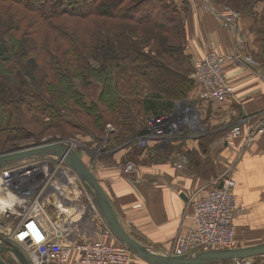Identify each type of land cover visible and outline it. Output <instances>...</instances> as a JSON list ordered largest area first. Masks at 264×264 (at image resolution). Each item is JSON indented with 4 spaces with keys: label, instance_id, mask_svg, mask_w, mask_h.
Returning a JSON list of instances; mask_svg holds the SVG:
<instances>
[{
    "label": "crops",
    "instance_id": "crops-1",
    "mask_svg": "<svg viewBox=\"0 0 264 264\" xmlns=\"http://www.w3.org/2000/svg\"><path fill=\"white\" fill-rule=\"evenodd\" d=\"M206 1L173 0L179 6L186 2L183 27L190 62L202 59L209 50L221 55H233L235 51L233 32L222 28L215 15L203 8ZM263 8L264 3L257 2L252 13H244L236 23L237 37L243 41L241 58L255 60L260 51L254 30ZM223 69L233 88L226 102L199 101L194 82L185 100L171 106L161 100L164 115L178 109L181 115L173 113L175 117L192 119L174 138V148L180 145L184 150L176 157L169 153L172 145L163 148L151 140L143 153L132 154L134 157L126 163L124 149L108 151L94 161L89 155L84 157L83 163L91 169L122 228L157 254L169 255L175 241L191 232L189 198L205 194L223 173L235 182L234 195L240 209L232 224L235 240L241 248L264 245V133L249 144L242 137L217 145L231 128L253 126L256 117L264 113V68L257 61L255 65L227 62ZM201 144L207 149L205 155L200 152ZM192 150H196L199 162L177 168L180 156ZM128 164L133 166L130 173L125 172ZM20 194L0 187V236L7 240L13 237L12 243L22 253L30 238L38 235H57L63 245L77 246L82 241L96 240L107 226L91 199L81 198L82 194L56 197L43 186L29 198ZM119 242L115 235L104 241L108 245ZM78 258L79 253L73 251L71 264H78ZM133 263L149 264L135 254Z\"/></svg>",
    "mask_w": 264,
    "mask_h": 264
},
{
    "label": "trees",
    "instance_id": "trees-1",
    "mask_svg": "<svg viewBox=\"0 0 264 264\" xmlns=\"http://www.w3.org/2000/svg\"><path fill=\"white\" fill-rule=\"evenodd\" d=\"M260 1L264 2L209 0L214 7L223 5L241 15L252 13ZM185 4L179 6L173 0H0V114H8L0 138L18 140L22 128L33 122L44 131L58 130L68 124L63 114L72 108L94 118L93 127L102 133L99 108L103 107L117 129L106 148L127 150L124 163L143 153L146 147L134 144L136 137L147 134L143 120L163 116L161 100L171 106L185 100L193 88L188 78L190 57L184 48ZM73 20L81 31L86 29V37L69 26ZM256 22L260 51L254 61L264 68V8ZM142 27L150 33L137 36ZM54 37L63 40L59 46L64 52L50 51ZM146 43L151 44L150 51L140 48ZM161 55L177 64L178 70L157 61ZM139 80L148 88L141 87ZM78 83L83 89L100 86L94 102L86 100ZM30 112L38 119L29 118ZM199 148L207 154L206 147ZM195 155L196 150L184 154L187 164L199 162Z\"/></svg>",
    "mask_w": 264,
    "mask_h": 264
},
{
    "label": "built area",
    "instance_id": "built-area-1",
    "mask_svg": "<svg viewBox=\"0 0 264 264\" xmlns=\"http://www.w3.org/2000/svg\"><path fill=\"white\" fill-rule=\"evenodd\" d=\"M203 8L215 15L222 28L233 32L235 36V51L233 55H221L214 50L206 51L202 59L194 61L190 79L198 87L199 101L222 104L233 95V88L228 83L223 65L227 62L255 65L256 62L250 57L241 58L240 55L243 41L237 37L236 23L240 19L241 14L227 7L214 8L211 4H205ZM256 119L257 121L253 126L247 124L243 130L239 127L231 128L217 145L242 137L247 141V144L251 143L256 135L264 133V113L256 117ZM188 121H192V119L178 117L176 119V117L167 115L152 117L145 124L147 134L140 138L139 145L145 148L149 140L162 143L161 141L168 140L169 138L167 137L172 135V133H177L179 127L183 128V126H186ZM192 123L195 122L193 121ZM58 145L61 144L59 143ZM70 150L68 149V151ZM46 158L56 159L49 156ZM46 158L32 159L1 169L0 187L8 193L19 192L23 197H31L38 188L39 183L45 180L48 170L45 166L43 167V165L38 163H27L33 160L44 161ZM184 164H186L185 158L181 159L180 163L177 164V168H182ZM68 169L65 168V183L71 186V189L76 188L77 190L74 192H78L81 195L78 184L75 183L78 181L77 177L71 172L70 168ZM132 171L133 166L128 164L125 172L130 173ZM31 174L33 175L30 176ZM58 176H60V173H58ZM71 177H74V181L70 180ZM53 183L57 186H54ZM57 183L55 180L52 182L46 181L45 185L42 186L47 189L50 195L66 197L67 195L61 188V184ZM36 185V189H33ZM219 185H221L220 189L218 188ZM234 188L235 182L233 179L223 173L215 180L213 186L205 191V194L198 195L197 193L189 198L190 205L188 206L192 210L193 229L188 235L179 237L175 241L172 251L167 256L193 257L196 254L211 250H235L241 248L235 240L232 226L235 217L240 212L234 195ZM33 190L35 191L32 193ZM71 196H74V194ZM88 197L91 199L90 196ZM91 205L94 207L93 203ZM113 236V232L106 226L96 240H89L84 243L82 241L81 244L73 246L63 245L57 235L49 237H40L38 235L30 238V244L24 248L23 254L31 264H71L70 260L73 251L79 253L78 264H134V253L124 244L121 242L116 245L104 243L105 240ZM8 240L14 242L13 237L8 238ZM249 260L231 261L230 263L249 264Z\"/></svg>",
    "mask_w": 264,
    "mask_h": 264
},
{
    "label": "rangeland",
    "instance_id": "rangeland-1",
    "mask_svg": "<svg viewBox=\"0 0 264 264\" xmlns=\"http://www.w3.org/2000/svg\"><path fill=\"white\" fill-rule=\"evenodd\" d=\"M205 4H211V3L208 0V1H206ZM220 7L222 8L225 6L221 5ZM227 8H229V7H227ZM74 21L75 20L70 22L69 26H72L75 29L74 30L75 33L77 31L79 34L83 33V35L85 36L86 29H83V31H81V29H80L81 27L77 28L74 24ZM51 23H53V22H51ZM81 23H82L83 27L86 26V23H83V22H81ZM44 25H47V24L44 23ZM131 27H133L136 30L134 25H131ZM146 33H150V29L147 27H142L141 30L137 33V36L143 35ZM55 39L56 38L54 37L53 42L50 43V44H52L51 47H48L49 49H51L50 51L53 53L55 49L56 50L58 49V51H61V53L64 52V47L62 48V46H59V45H62L63 40L60 41V40H55ZM80 39H82V38L80 37ZM174 44L179 45L180 43L176 42ZM64 46L66 48V44ZM180 47H181V45H180ZM140 48L142 49V51H150L151 44L146 43L145 45L140 46ZM184 48H185V45H184ZM146 49H148V50H146ZM61 53L59 55H61ZM55 56H56V54H55ZM59 57H61V56H59ZM159 60H160V62L167 65L169 68H171L172 70H176L179 67V66H177V64L173 63L171 60H168L166 58V56L161 55V57L158 58L157 61H159ZM190 64H191V71H190V74H188V76H190L192 73L194 62H190ZM41 67H44L43 63H42ZM139 82H141V87H143V86L147 87L143 83L144 81L139 80ZM78 84H79L80 91L85 94V98H86V100L88 99L87 100L88 102L89 101L94 102L96 95L99 94V92H101L100 86H95L96 84H94L93 85L94 87H92L90 89H83V86H81L80 83H78ZM198 92H199V90H198ZM143 93L146 94V92H143ZM99 109H100V113H99L100 116L99 117L102 118V124H101L103 126L102 127V130H103L102 133H100L98 130H96L93 127L92 120L94 118H92V117L89 118L86 115H84L83 110L81 108L80 109L79 108H72L71 110H68L67 113L63 114L64 119H66V122L68 124L64 125V126L57 124V125H60L58 128L59 131L57 130V128L44 131V130L40 129V127L35 126V122H33L34 125L29 126V127L25 126L22 128L23 130L20 131V134H19L20 139H18V140L13 139V141L10 140V142H9L5 138L4 139L0 138V154L15 152L18 150L37 147V146L44 145V144H56V143L59 144L60 143L62 146H65L66 148L71 149L70 151L72 153H75L82 161L84 160V157H86L88 155L92 157V159H91L92 161H94L95 159H98V157L99 158L104 157V154L110 150V148H106V146H107V143H109V144L111 143L110 134L115 129V127L113 126V122H112L113 118H112L111 113L106 108L104 109L103 107H101ZM103 110H105V112ZM177 110L178 109H174L173 113L178 114V116L181 115ZM181 111H182V109H181ZM64 112H66V111H64ZM173 113H167V116L175 117V115ZM7 115H8L7 113H1L0 114V127L4 126V123L6 120L5 118L7 117ZM22 115H21V119H22ZM36 117L38 119V115L35 112L29 113V118L36 119ZM177 117H176V119H177ZM48 118L49 117H44L43 119H44V121L49 122ZM150 118H152V117L147 116L143 120V122L141 123L142 127L146 126L145 124L148 121V119H150ZM182 129H183L182 127L181 128L179 127V131L177 133H172V135L167 137V138H169L168 140L165 138L166 140H162L161 141L162 143H160V145H162L163 148L168 146V149H169V146L172 145L171 146L172 151L169 153L172 154L173 157H176L177 154L179 152H181V150L184 151L180 145H178L177 148H174L175 146L172 144L173 142H176V141H174V138H176L177 134H179L183 131ZM115 130L117 131V129H115ZM140 138L141 137H136L134 139V141H135L134 144L139 149L140 148L143 149V147H141L139 145ZM113 146H114V143H112V146L110 145L108 147L112 148ZM105 149H106V151H105ZM162 155H165V154H162ZM180 157H181L180 159L185 158L184 155H182ZM185 160L187 163L186 158H185ZM25 161H29V160H25ZM36 161L37 160H33L32 162L27 163V164H32L33 162L38 163L40 165H43V167L45 166L46 169L48 170L45 180L41 181V183H39L38 187L45 185L46 181L52 182L53 180H55L58 182L57 184H61V188H63V190L65 191V195H67L68 197L71 196L72 194H74L75 196H80V194L78 192H74L75 190H77L76 188L71 189V186H68L65 183L66 179L64 178V173H65V168L68 169V167L65 165L64 162H60L61 160H58V159H47V158L44 161H37V162ZM126 162H128V161H126ZM18 163H20V162H18ZM59 163H61V164H59ZM15 164H17V163H15ZM38 164H36V165H38ZM125 169H126V167H125ZM89 170H91V169H89ZM59 171H61V172H59ZM71 172H72V170H71ZM42 173H43V171H42ZM58 173H60V176H58ZM32 175L33 174H31L30 176H32ZM70 180L74 181V177H71ZM77 180L79 182L76 181L75 183L78 184V189L80 190V192L82 194L81 198H83V196L88 197L89 194L86 192L83 184L80 182V180L78 178H77ZM53 184H54V186H57V185H55V183H53ZM36 187H37V185L33 189H36ZM34 191L35 190H33L32 193ZM220 264H228V262H221ZM249 264H264V256L256 257L255 259H250Z\"/></svg>",
    "mask_w": 264,
    "mask_h": 264
},
{
    "label": "water",
    "instance_id": "water-1",
    "mask_svg": "<svg viewBox=\"0 0 264 264\" xmlns=\"http://www.w3.org/2000/svg\"><path fill=\"white\" fill-rule=\"evenodd\" d=\"M48 156L63 161L65 165L72 170L91 197L95 209H97L108 228L117 239L136 256L149 264H215L228 261H244L264 256V245L235 250H211L196 254L193 257H170L157 254L145 248L122 228L107 196L89 168L86 167L75 153L68 151V149L58 144H44L37 147L0 154V170L18 162L31 159H42ZM218 188L220 189L221 185H219ZM0 264L30 263L15 244L0 236Z\"/></svg>",
    "mask_w": 264,
    "mask_h": 264
}]
</instances>
